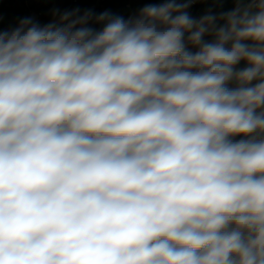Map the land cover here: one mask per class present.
I'll return each instance as SVG.
<instances>
[{"label":"clouds","instance_id":"clouds-1","mask_svg":"<svg viewBox=\"0 0 264 264\" xmlns=\"http://www.w3.org/2000/svg\"><path fill=\"white\" fill-rule=\"evenodd\" d=\"M193 2L0 30V264H264V0Z\"/></svg>","mask_w":264,"mask_h":264},{"label":"trees","instance_id":"trees-1","mask_svg":"<svg viewBox=\"0 0 264 264\" xmlns=\"http://www.w3.org/2000/svg\"><path fill=\"white\" fill-rule=\"evenodd\" d=\"M149 2L155 0H0V30L14 29L24 18H31L35 23V13H39L43 24L51 23L60 13L63 15L77 10L78 14L90 10L94 17L107 13L110 17L120 16L127 20L137 16ZM209 10L224 12L219 0H194L189 15L199 20ZM89 26L100 30L103 23H91ZM204 39L211 41L212 37L205 36Z\"/></svg>","mask_w":264,"mask_h":264},{"label":"water","instance_id":"water-1","mask_svg":"<svg viewBox=\"0 0 264 264\" xmlns=\"http://www.w3.org/2000/svg\"><path fill=\"white\" fill-rule=\"evenodd\" d=\"M219 2L221 3V5L224 8V12H228L236 6L234 3V0H219ZM189 9H190V7H189ZM189 9L187 10L188 13H189ZM245 66H246V64L243 61H241V63L239 65H237V68L240 69V68H243Z\"/></svg>","mask_w":264,"mask_h":264},{"label":"built area","instance_id":"built-area-1","mask_svg":"<svg viewBox=\"0 0 264 264\" xmlns=\"http://www.w3.org/2000/svg\"><path fill=\"white\" fill-rule=\"evenodd\" d=\"M192 4H193V3H192ZM192 4H191V5H192ZM61 15H62V14L60 13L59 16H58L56 19H54L53 21L59 22V18H60ZM34 19H35V23H36V24H38V25H40V26H44V25H46V24H43V23H42V21H41V19H40V15H39V13H35V14H34ZM53 21H52V22H53ZM191 50L195 51V49H191ZM234 86H235L234 84H230V85H229V87H234Z\"/></svg>","mask_w":264,"mask_h":264}]
</instances>
